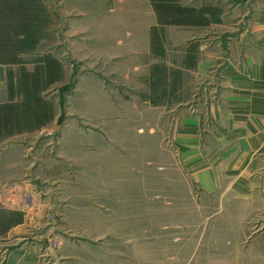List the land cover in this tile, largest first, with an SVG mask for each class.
Masks as SVG:
<instances>
[{
	"label": "rangeland",
	"instance_id": "obj_1",
	"mask_svg": "<svg viewBox=\"0 0 264 264\" xmlns=\"http://www.w3.org/2000/svg\"><path fill=\"white\" fill-rule=\"evenodd\" d=\"M39 1L48 27L22 56L63 62L52 96L61 125L43 143L17 151L23 172L5 186L12 199L2 198L0 259L14 248H34L38 264H264V166L248 176L228 174L214 161L223 146L208 114L199 115L196 147L185 145L175 128L179 114L154 111L148 90L140 102L113 78L75 76L85 71L86 58L73 47L81 11L90 4L107 12L141 10L144 38L147 25L154 27L150 0ZM178 1L207 25L232 12L248 26L264 6V0ZM124 19L128 27L134 23ZM101 86L110 89L109 100ZM25 215L24 233H5Z\"/></svg>",
	"mask_w": 264,
	"mask_h": 264
},
{
	"label": "crops",
	"instance_id": "obj_2",
	"mask_svg": "<svg viewBox=\"0 0 264 264\" xmlns=\"http://www.w3.org/2000/svg\"><path fill=\"white\" fill-rule=\"evenodd\" d=\"M259 8L248 26L232 12L209 25L197 20L195 25L163 26L154 10L153 30L147 25L143 38L141 10L107 12L90 4L81 11L73 33L74 51L86 58L80 66L85 71L75 76L113 78L136 101L142 90H148L154 111L179 114L175 128L185 145L196 147L201 136L199 115L208 114L223 146L214 161L221 162L228 174L251 175L264 166V6ZM126 16L133 17L132 28L126 26ZM27 56L18 64H0V107L7 115L0 112V209L7 208L2 198L12 199L6 183L23 172L19 147L43 143L61 125V110L52 96L62 79L48 83L46 76H62L63 62L41 54L31 63ZM37 86V97L46 105L42 110L24 106L26 88ZM101 87V97L109 100L110 89ZM87 95L94 101V92ZM91 101L88 104L94 105ZM27 218L5 233L11 237L24 233ZM38 258L34 248H14L0 264H38Z\"/></svg>",
	"mask_w": 264,
	"mask_h": 264
},
{
	"label": "trees",
	"instance_id": "obj_3",
	"mask_svg": "<svg viewBox=\"0 0 264 264\" xmlns=\"http://www.w3.org/2000/svg\"><path fill=\"white\" fill-rule=\"evenodd\" d=\"M150 2L158 16L160 25L182 26L198 23L195 9L183 6L178 0H150ZM46 12L47 10L42 7L39 0H0V64L21 63L23 53L29 48L37 47L40 40L44 38L42 29L48 27V21L45 20ZM26 44H30V46L26 47ZM34 77L36 81L40 80V76ZM46 77L48 83H53L61 80L62 76ZM37 88L38 86L35 87V90L26 88L27 98L24 106L32 108L36 105L39 110H42L46 105L42 104L41 98L37 97ZM0 112L2 116H7L5 107H0ZM7 121L9 119H6L5 123ZM5 218H1L3 222ZM14 218H11L10 225L13 224Z\"/></svg>",
	"mask_w": 264,
	"mask_h": 264
}]
</instances>
